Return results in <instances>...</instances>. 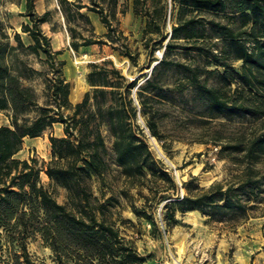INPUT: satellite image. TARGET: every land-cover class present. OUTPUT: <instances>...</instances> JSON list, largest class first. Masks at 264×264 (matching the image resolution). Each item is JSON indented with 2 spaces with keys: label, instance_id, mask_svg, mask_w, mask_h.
Listing matches in <instances>:
<instances>
[{
  "label": "trees",
  "instance_id": "1",
  "mask_svg": "<svg viewBox=\"0 0 264 264\" xmlns=\"http://www.w3.org/2000/svg\"><path fill=\"white\" fill-rule=\"evenodd\" d=\"M59 0L61 10L69 24L71 47L116 43L115 34H123L113 27L110 17L116 19L119 0ZM183 8L201 11L225 12L231 7L234 23L222 25L212 23L214 38L220 40V49L197 47L198 51L215 66L225 68L219 74L223 87L232 90L256 84L264 86V0H175ZM29 23L23 26L33 44L27 47L37 58L44 57L47 65L45 96L47 101L39 103L35 89L26 84V77L13 72L7 62L13 47L8 36L0 34V112H5L10 124L0 127V264H38L29 251L30 240L40 236L51 249L57 264H141L147 258L139 252L135 241L123 235L113 221V209L117 205L114 197L104 199L94 195L93 182L103 179L111 169V152L104 129L113 139L112 160L122 169L128 189L146 188L150 196L147 201L158 202L174 199L165 213L170 224H179L176 212L199 211L211 219L220 215L229 216V228L235 230L248 217L254 203L262 201L264 195V107L249 98H231L223 87L202 83L200 73H194L189 65L169 61L165 56L153 68L172 66L184 68L192 73L190 87L197 89L204 102V113L211 118L232 120L236 117H257L260 127L250 129L248 136L233 144L219 145L220 153L230 151L236 155L238 166L235 181L225 187L215 183L209 188L194 186V178L180 188L162 162L154 156L143 132L135 120L138 112L147 117V128L151 135L161 140L157 110L151 102L154 96L168 100L164 93H154L163 88L152 75L137 89L138 106L134 105L133 90L138 80L129 81L112 61L92 63L87 80L91 90L76 104L70 101L71 85L65 78V62L60 61L59 51H54L51 39L42 26L49 21L50 13L39 15L35 1L26 0ZM97 13L108 29L107 40L97 38L95 27L88 14ZM75 20L84 21L91 36L78 34L71 27ZM234 25H237L236 27ZM202 36V35H201ZM80 38V39H79ZM194 20L180 21L173 27L167 51L180 48L175 42L180 39H200ZM203 38V37H202ZM167 39V34L161 41ZM16 41L24 43L19 34ZM121 55L136 61L128 45ZM243 63L242 74L231 75V64ZM155 88V89H154ZM235 91H238V90ZM195 90H193L194 92ZM63 126L62 137L51 136L53 160L46 165L45 174L56 185L68 193V202L60 204L53 193L40 183L42 170L32 160H20L16 156L22 150L24 140L41 137L55 125ZM176 196V197H174ZM139 216L149 218L144 210L135 209ZM243 220V219H242ZM123 223L126 221L123 220Z\"/></svg>",
  "mask_w": 264,
  "mask_h": 264
},
{
  "label": "rangeland",
  "instance_id": "2",
  "mask_svg": "<svg viewBox=\"0 0 264 264\" xmlns=\"http://www.w3.org/2000/svg\"><path fill=\"white\" fill-rule=\"evenodd\" d=\"M34 1L35 11L39 15L50 13L49 21L42 28L51 39L54 51L61 52L58 59L65 62L64 74L71 85L70 101L73 105L80 103L91 90L87 76L92 63L104 61H112L129 81L138 80L137 87L132 92L135 106L139 105L138 87L144 85L153 75V68L165 56L169 61L189 65L194 73H200L202 83L223 87L219 74L224 73L225 68L212 64L197 47H222L220 40L214 38L211 27L213 22L222 25L234 23L231 7H227L225 12L217 13L183 8L175 0H119L117 17H110V20L123 37L116 33L117 42L114 44L108 42L104 45L81 47L77 52L71 47L69 24L59 0ZM83 2L89 4L88 0ZM83 12L90 16L96 37L107 40L105 35L108 29L101 22L100 16L86 9ZM26 13V0H0V34L7 35L8 39L5 41L13 47L7 59L13 72L26 77L25 83L35 89L39 103L44 104L47 101L45 74L48 68L44 57L39 59L27 49L33 42L23 32V26L29 23ZM184 20L195 21L201 38L177 40L175 43L180 48L167 51L166 45L174 42L171 39L173 27ZM70 26L78 34L91 36L90 27L82 20H75ZM17 34L20 35L24 47L16 41ZM166 34L167 39L162 42L161 38ZM125 45H128L136 61L121 55V51H125ZM231 67V75L242 74L241 61L233 62ZM153 76L163 89L151 91L149 96L162 92L168 97V100H164L154 96L151 102L153 109L157 110L158 118L160 117L161 140L151 135L147 128V117L141 112H138L135 120L150 150L169 171L179 186L180 193H186L183 184L193 178V185L201 188H209L215 183L227 187L230 182L235 181L238 174L239 168L234 164L236 155L230 151L220 153L221 148L214 141L222 145L236 143L248 136L250 129L260 127L262 120L257 117H236L232 120L207 117L204 113V102L197 89L189 85L188 77H192V73L185 72L184 68L168 66L158 69ZM260 79H264V76ZM236 89L237 85L234 84L231 91L223 87V92L230 91L228 96L233 99L246 97L256 105L264 107V86L261 84H256L252 89L248 86H241L238 91ZM9 124L7 114L0 112V127ZM63 135V126L57 124L39 138L25 139L22 150L16 156L17 159L29 160L32 164V160L36 162L37 168L42 170L41 185L50 190L60 204L68 202V193L53 183L43 169L53 160L50 137ZM104 135L113 158V139L106 129ZM112 158L111 169L105 177L94 180L93 192L99 198L114 197L117 200L113 209V221L124 236L135 241L141 255L147 258L141 264H172L176 261L185 264H241L250 253V264H264V256L262 260L258 259L260 254H264V195L261 202L253 204L256 207L249 210L245 220L238 218L242 224L235 230L229 228V216L220 215L211 219L199 211H193V215L191 212L182 214L178 211L176 218L179 224H170L165 220V213L174 199L154 203L147 201L146 197L150 193L146 188L128 189L122 169ZM262 172L264 173V165ZM135 209L144 210L149 218L137 215ZM123 220L126 222L123 223ZM193 243L200 245L199 249L194 250ZM29 251L38 264H57L51 249L44 245L40 236H33L30 240ZM190 251L193 258H190Z\"/></svg>",
  "mask_w": 264,
  "mask_h": 264
},
{
  "label": "crops",
  "instance_id": "3",
  "mask_svg": "<svg viewBox=\"0 0 264 264\" xmlns=\"http://www.w3.org/2000/svg\"><path fill=\"white\" fill-rule=\"evenodd\" d=\"M251 256H252V253H250L249 255L245 256L244 262L241 263V264H250L251 258H252ZM262 256H264V254H260L259 257H258V259L259 260H262Z\"/></svg>",
  "mask_w": 264,
  "mask_h": 264
},
{
  "label": "bare ground",
  "instance_id": "4",
  "mask_svg": "<svg viewBox=\"0 0 264 264\" xmlns=\"http://www.w3.org/2000/svg\"><path fill=\"white\" fill-rule=\"evenodd\" d=\"M193 213H194V212H191L190 214L193 215ZM179 233H180V232H179ZM192 242H193V241H192ZM194 243H195V242H194ZM194 243H193V244H194ZM188 244H189V243H188ZM191 245H192V244H191ZM194 245H195V244H194ZM199 247H200V245H195V247H194L195 249H194V250L199 249ZM186 248H187V246H186ZM187 251H188V250H187ZM192 251H193V250H192ZM192 251H190V253H191V254H190V258H193V257H194L193 254H192ZM194 252H195V251H194ZM197 252H198V251H197ZM185 253H186V252H185ZM187 253H188V252H187ZM196 256H197V255H196ZM195 258H196V257H195Z\"/></svg>",
  "mask_w": 264,
  "mask_h": 264
},
{
  "label": "built area",
  "instance_id": "5",
  "mask_svg": "<svg viewBox=\"0 0 264 264\" xmlns=\"http://www.w3.org/2000/svg\"><path fill=\"white\" fill-rule=\"evenodd\" d=\"M172 264H185V263H182V262L176 261V262H174V263H172Z\"/></svg>",
  "mask_w": 264,
  "mask_h": 264
}]
</instances>
